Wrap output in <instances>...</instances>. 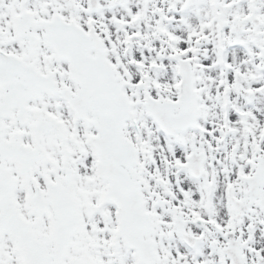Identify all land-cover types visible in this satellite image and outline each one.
Masks as SVG:
<instances>
[{
	"label": "snow or ice",
	"instance_id": "6c2138e0",
	"mask_svg": "<svg viewBox=\"0 0 264 264\" xmlns=\"http://www.w3.org/2000/svg\"><path fill=\"white\" fill-rule=\"evenodd\" d=\"M0 264H264V0H0Z\"/></svg>",
	"mask_w": 264,
	"mask_h": 264
}]
</instances>
